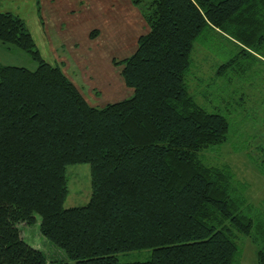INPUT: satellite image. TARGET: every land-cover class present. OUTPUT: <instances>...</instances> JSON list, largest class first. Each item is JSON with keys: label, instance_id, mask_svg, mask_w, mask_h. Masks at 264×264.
<instances>
[{"label": "trees", "instance_id": "obj_1", "mask_svg": "<svg viewBox=\"0 0 264 264\" xmlns=\"http://www.w3.org/2000/svg\"><path fill=\"white\" fill-rule=\"evenodd\" d=\"M131 1L149 31L119 61L132 95L104 107L42 57L19 15L0 12V41L38 62L0 64V264H235L239 236L264 264V201L252 204L230 166L205 159L228 141L230 122L199 105L186 81L205 29L264 58V0ZM73 164L89 165L91 196L65 207ZM38 217L70 262L23 240L18 226ZM147 249V261L118 258Z\"/></svg>", "mask_w": 264, "mask_h": 264}, {"label": "rangeland", "instance_id": "obj_2", "mask_svg": "<svg viewBox=\"0 0 264 264\" xmlns=\"http://www.w3.org/2000/svg\"><path fill=\"white\" fill-rule=\"evenodd\" d=\"M28 8L34 9L31 5H23L18 1L0 0V12H12L24 20L42 57L47 62L59 66L69 76L88 104L94 107H104L119 99L118 95L98 101L97 98H103L105 92L125 93V90L117 89L121 84L124 85L123 78L120 76L122 66L119 65V61L129 57L137 49L135 35L126 36L123 31L124 40L118 36L119 43L124 41V49L120 51L118 48V52L121 53L111 55L117 64L112 69H105L104 65L107 60L100 61L96 56L99 46H92L91 49L84 46V49H87V53L93 58L92 60L68 46L51 49L43 44L40 40L43 29ZM47 38L52 40V37ZM51 50H55L56 53ZM249 51L251 54L240 52V49L225 37L217 33H210L208 29H205L198 41L195 42L191 53V64L186 73V81L189 91L195 96L199 105L208 111L223 114L230 122L228 141L206 153L205 159L211 164L230 166L234 171L237 180L235 181L244 187L252 204L258 207L260 202L264 201V58L263 53L261 56L254 51ZM232 59L234 61L224 73L220 75L214 73L219 66ZM0 64L25 67L30 70H35L38 66V62L29 53L1 41ZM201 67L205 69L206 77L200 75ZM69 68L70 71H68ZM110 70L114 71L113 78ZM99 71L107 72V76L103 77ZM82 72L83 77H74ZM100 76L104 78L105 83L102 79L99 81ZM108 79H111V83ZM124 87L127 89L126 86ZM95 100L97 102H93ZM67 180L69 192L64 206L86 205L91 196L89 165H69ZM40 222L41 219L38 217L37 222L33 225L21 224L18 226L23 240L32 247L43 251L49 260L70 262L63 250L41 234ZM237 243L239 252L235 264H258V245L244 236H239ZM151 255L152 250L147 249L120 253L118 258L121 262L147 261Z\"/></svg>", "mask_w": 264, "mask_h": 264}, {"label": "crops", "instance_id": "obj_3", "mask_svg": "<svg viewBox=\"0 0 264 264\" xmlns=\"http://www.w3.org/2000/svg\"><path fill=\"white\" fill-rule=\"evenodd\" d=\"M14 1H18L23 5H31L34 8H28V10L35 15L37 23L43 29L40 36L43 44L51 49L68 46L92 60L93 58L90 57L84 46L88 49H91L92 46H99V52L96 56L100 61L107 60V63L104 65L105 69H112L115 66L116 60L111 58V55L119 54L121 52H118V50L122 51L124 49V41L119 43L118 36L122 37L125 34L126 36L135 35L134 39H137L138 43L139 36L149 31L148 23L142 11L143 8L135 5L131 0ZM123 31L125 34H123ZM47 37H52V40H49ZM122 40H124L123 37ZM51 52L56 53L55 50H51ZM117 67L120 66L117 65ZM68 71H70V68ZM110 71L113 78L114 71ZM99 73L103 74V77L107 76V72L102 73L99 71ZM79 74H76L74 77L80 78V76L84 75L83 72ZM120 76L122 77L121 72ZM103 77L100 76L99 81L102 79L104 82ZM108 81L111 83V79H108ZM124 86L126 85L121 84L117 89L125 90V93L105 92L104 97L97 98V100H107L111 96L117 97L119 95V99L117 100L119 101L124 98L123 96H131L133 90L127 86V89H125Z\"/></svg>", "mask_w": 264, "mask_h": 264}]
</instances>
